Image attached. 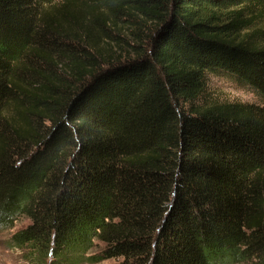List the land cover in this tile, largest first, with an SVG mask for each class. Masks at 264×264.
I'll list each match as a JSON object with an SVG mask.
<instances>
[{
    "label": "trees",
    "instance_id": "16d2710c",
    "mask_svg": "<svg viewBox=\"0 0 264 264\" xmlns=\"http://www.w3.org/2000/svg\"><path fill=\"white\" fill-rule=\"evenodd\" d=\"M258 16L264 0H0V230L28 220L10 248L264 264ZM209 76L256 100L210 97Z\"/></svg>",
    "mask_w": 264,
    "mask_h": 264
},
{
    "label": "rangeland",
    "instance_id": "374dc122",
    "mask_svg": "<svg viewBox=\"0 0 264 264\" xmlns=\"http://www.w3.org/2000/svg\"><path fill=\"white\" fill-rule=\"evenodd\" d=\"M246 31V30H245ZM252 33V40L257 41V43L264 44V16H258L255 18L253 25L251 26L249 32L244 33V37L248 33ZM104 51H108L105 47L106 44L102 43ZM207 94L210 97L217 95L221 98H228L232 100L251 102L255 101L256 97L250 91L243 88H239L228 80L223 78H218L214 76H209L207 79ZM27 219H20L16 222L12 229L0 230V264H36L28 261L21 251L12 249L9 246V240L11 235L18 229L24 227L27 224ZM103 247L102 243H97L93 248V252L98 251ZM114 259L102 260L98 263L93 264H116Z\"/></svg>",
    "mask_w": 264,
    "mask_h": 264
}]
</instances>
